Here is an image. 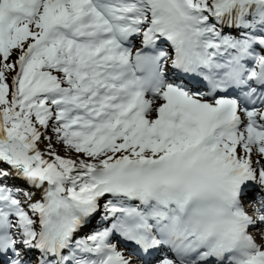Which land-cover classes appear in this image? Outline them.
I'll return each mask as SVG.
<instances>
[{"label": "snow or ice", "instance_id": "1", "mask_svg": "<svg viewBox=\"0 0 264 264\" xmlns=\"http://www.w3.org/2000/svg\"><path fill=\"white\" fill-rule=\"evenodd\" d=\"M250 228L264 0H0V264H264Z\"/></svg>", "mask_w": 264, "mask_h": 264}, {"label": "bare ground", "instance_id": "2", "mask_svg": "<svg viewBox=\"0 0 264 264\" xmlns=\"http://www.w3.org/2000/svg\"><path fill=\"white\" fill-rule=\"evenodd\" d=\"M40 148H41L42 151L44 150V145H43V143L40 145ZM57 153H58V152H57ZM69 153L73 154L74 156L76 155V153H74V152H69ZM58 154H59V153H58ZM59 155H60V154H59ZM61 156H65V157H67V156H71V155L68 154V153H66L65 155H61ZM74 156H73V157H74ZM17 183H20V182H17ZM246 205H247L246 208H248V209L251 207L250 204H249V202H248ZM97 214H98V213H97ZM101 225H102V224L99 222V219L95 216V217L92 219V221L89 223V225H87L85 228H82V229L80 230V232H78V233H79L78 236H80V235H85L84 232L88 233V232H90V231H92V230H94V229H97V228H99V227H102ZM253 232H254V233H257V229H254ZM258 236H259V235H258ZM133 259H135V257H133ZM134 264H137V263L134 262ZM138 264H140V263H138Z\"/></svg>", "mask_w": 264, "mask_h": 264}, {"label": "rangeland", "instance_id": "3", "mask_svg": "<svg viewBox=\"0 0 264 264\" xmlns=\"http://www.w3.org/2000/svg\"><path fill=\"white\" fill-rule=\"evenodd\" d=\"M13 59H15V57H13ZM44 145V144H43ZM54 147L56 148V150H57V152L60 154V155H65L66 153H68V154H70L71 156H74L73 154H71V153H69V152H65L64 150H63V147H62V145H59V144H55V142H54ZM44 148H45V145H44ZM256 234V240L262 245V247L264 246V240H262L261 239V237L260 236H258V234L257 233H255Z\"/></svg>", "mask_w": 264, "mask_h": 264}]
</instances>
